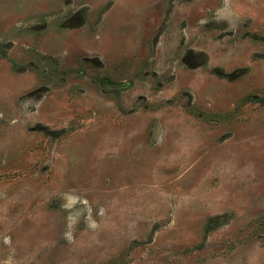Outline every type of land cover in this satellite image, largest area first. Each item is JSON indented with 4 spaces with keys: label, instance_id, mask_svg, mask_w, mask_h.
<instances>
[{
    "label": "rangeland",
    "instance_id": "374dc122",
    "mask_svg": "<svg viewBox=\"0 0 264 264\" xmlns=\"http://www.w3.org/2000/svg\"><path fill=\"white\" fill-rule=\"evenodd\" d=\"M0 264H264V0H0Z\"/></svg>",
    "mask_w": 264,
    "mask_h": 264
},
{
    "label": "water",
    "instance_id": "95a60500",
    "mask_svg": "<svg viewBox=\"0 0 264 264\" xmlns=\"http://www.w3.org/2000/svg\"><path fill=\"white\" fill-rule=\"evenodd\" d=\"M128 86L127 83L124 84H111L110 87L115 90H122L125 89Z\"/></svg>",
    "mask_w": 264,
    "mask_h": 264
}]
</instances>
